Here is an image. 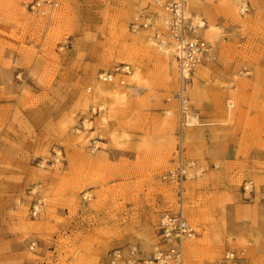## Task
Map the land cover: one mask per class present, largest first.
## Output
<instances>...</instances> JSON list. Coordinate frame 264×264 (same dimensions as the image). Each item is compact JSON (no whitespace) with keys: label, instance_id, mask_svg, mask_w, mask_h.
<instances>
[{"label":"rangeland","instance_id":"obj_1","mask_svg":"<svg viewBox=\"0 0 264 264\" xmlns=\"http://www.w3.org/2000/svg\"><path fill=\"white\" fill-rule=\"evenodd\" d=\"M35 1L0 0V264H111L119 251L125 264L150 262L160 219L176 211L163 175L182 132L196 163L184 207L197 247L184 264L242 249L243 264H264V0H194L188 22L219 38L200 36L216 60L186 86L184 116L200 124L183 130L178 65L170 72L142 41L172 44L156 0H57L46 15ZM123 66L139 68L138 93L87 130L93 83Z\"/></svg>","mask_w":264,"mask_h":264},{"label":"built area","instance_id":"obj_2","mask_svg":"<svg viewBox=\"0 0 264 264\" xmlns=\"http://www.w3.org/2000/svg\"><path fill=\"white\" fill-rule=\"evenodd\" d=\"M57 0H36L31 9L34 13L46 15L53 13L57 8ZM156 7L160 10V19L167 30L168 41L175 47L174 57L178 65L179 79L182 85L183 95L177 96L181 115L182 130L188 125V118L184 116L188 109V98L186 97V86L191 81L195 68L202 66L206 62L216 60L212 53V45L204 38L195 33L194 27L188 22L186 17V0H156ZM49 6V9L46 7ZM48 10H47V9ZM147 27V23L143 24ZM163 41V40H162ZM166 42V41H165ZM117 74L104 73L99 76V80L105 83H113L114 76L121 75L120 85H125V77L130 76L126 66L117 68ZM90 90V89H89ZM93 116L105 111L99 105L91 108ZM183 132L177 146V157L174 165L164 175L163 180L172 184L173 195L176 198V211L164 215L159 222L160 240L162 246H156L150 262L146 264H184L186 243L196 236L195 227L189 222L185 215V183L191 179L196 163L188 160L186 148L183 143ZM255 192L252 182L245 183L242 187L244 198L250 199ZM37 193L41 194L39 188ZM42 200H38L33 208V216L40 213ZM135 254V250H132ZM246 250L239 252L228 251L218 264H243ZM130 262V261H129ZM111 264H125L121 258L120 251L115 253Z\"/></svg>","mask_w":264,"mask_h":264},{"label":"bare ground","instance_id":"obj_3","mask_svg":"<svg viewBox=\"0 0 264 264\" xmlns=\"http://www.w3.org/2000/svg\"><path fill=\"white\" fill-rule=\"evenodd\" d=\"M243 6H244V4H243ZM197 8H198V6L195 4V1L190 0L189 1V8H187V11H186L187 18L196 21L197 17H195L193 15V13H194V10ZM195 33L198 36L206 37L207 39H209L213 43L215 41H217V39L219 38V35L215 31V29L212 26H209V25H207V23H204L202 21L198 22V29L195 30ZM142 41H144V43L149 44V47L151 49L159 52L160 53L159 55L162 58L161 63H164L166 66H168V69L170 72L174 71L176 59L174 57L175 47L173 44H169L165 41L160 42L157 39H153L152 37H146L144 40L142 39ZM126 69H128L130 72L131 80H133L135 82H133L132 84H130L129 86H127L125 88H120L119 85L115 81L113 83H110V84L105 83L102 80H98V81H95L93 83L94 95L92 96V98H95L98 101L99 106L101 108H104L107 113H109L110 110L119 107L121 100H123L125 98H130L132 95L137 94L139 91V88H140V86H139V82H140V78H139L140 70H139V68L136 66H134L133 68H131L130 66H126ZM203 71H205V69L198 68L196 70V75H198V76L202 75ZM165 84L172 87L173 85H175V81L173 78L167 77ZM178 87L180 90H179L178 94H176V96H179L180 94L183 95V93L181 91L182 85L180 82L178 83ZM227 112H230V111L227 110ZM187 117L189 119V121H188L189 122V124H188L189 129L200 124L199 122H197L198 121L197 118L191 117L189 110L187 111ZM190 118H191V120H190ZM110 122H111V119L106 114H100L95 119V122L85 120L84 126L86 127L87 130H90V129H94L95 127H97V128L104 127V126L106 127L110 124ZM94 133H91V134H94ZM77 134H78L77 139L80 140L83 136L80 135L81 132H79ZM88 137L89 136H86L84 139L86 140V139H88ZM92 151H95V149H92ZM251 237L255 241V238H256L255 235L252 234ZM196 247H197L196 244L192 240L187 241L186 253L189 256L190 260L196 254Z\"/></svg>","mask_w":264,"mask_h":264}]
</instances>
